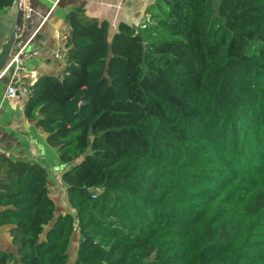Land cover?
Instances as JSON below:
<instances>
[{
    "label": "trees",
    "instance_id": "trees-1",
    "mask_svg": "<svg viewBox=\"0 0 264 264\" xmlns=\"http://www.w3.org/2000/svg\"><path fill=\"white\" fill-rule=\"evenodd\" d=\"M16 0H0V13ZM135 31L81 12L24 112L69 168L0 153V264H264V0H155ZM74 243V244H73Z\"/></svg>",
    "mask_w": 264,
    "mask_h": 264
},
{
    "label": "crops",
    "instance_id": "crops-1",
    "mask_svg": "<svg viewBox=\"0 0 264 264\" xmlns=\"http://www.w3.org/2000/svg\"><path fill=\"white\" fill-rule=\"evenodd\" d=\"M155 0H24L25 17L18 28L17 39L5 67L0 72V153L7 157L37 163L48 175V190L56 204L63 205L60 213L72 212L66 203L62 174L69 167L59 160L58 151L46 140V134L36 123L25 117L28 98L8 99L9 85H35L41 76H60L65 69L70 27L68 13L81 12L85 19L93 18L110 25L111 36L124 24L135 31L146 26L147 9ZM17 28V2L0 13V57ZM37 52L38 56L24 60L22 69L10 66L18 52ZM62 51V58L55 57ZM0 246L12 249L7 228H0Z\"/></svg>",
    "mask_w": 264,
    "mask_h": 264
},
{
    "label": "built area",
    "instance_id": "built-area-1",
    "mask_svg": "<svg viewBox=\"0 0 264 264\" xmlns=\"http://www.w3.org/2000/svg\"><path fill=\"white\" fill-rule=\"evenodd\" d=\"M15 2H17V0ZM142 28H145V25L142 26ZM62 54H63L62 51L58 50L55 53V57L57 59H61L63 57ZM36 56H38L37 52L25 53L23 49H21L18 52V54L13 57L9 65L15 66L16 69H22L24 68V65H25L24 60L32 58V57H36ZM32 88H33V85L26 86L25 84L21 82L9 85L6 89V97L8 99H14L16 97L28 98L32 93V90H33Z\"/></svg>",
    "mask_w": 264,
    "mask_h": 264
},
{
    "label": "water",
    "instance_id": "water-1",
    "mask_svg": "<svg viewBox=\"0 0 264 264\" xmlns=\"http://www.w3.org/2000/svg\"><path fill=\"white\" fill-rule=\"evenodd\" d=\"M24 17H25L24 0H17V28L14 30L5 51L3 52L2 56L0 57V72L5 67L7 60L9 59V57L11 55L12 49H13L17 39L20 36L18 28L22 25Z\"/></svg>",
    "mask_w": 264,
    "mask_h": 264
},
{
    "label": "rangeland",
    "instance_id": "rangeland-1",
    "mask_svg": "<svg viewBox=\"0 0 264 264\" xmlns=\"http://www.w3.org/2000/svg\"><path fill=\"white\" fill-rule=\"evenodd\" d=\"M63 205H61V204H57V208H58V210L59 211H61L63 208ZM76 242V244H77V241H74V243ZM73 243V244H74ZM76 244H74V248H75V251H76V249H77V247H75V245ZM74 248L72 247L71 248V250H70V260H69V262H68V264H73V261H74V257H75V251H74ZM6 250V249H5Z\"/></svg>",
    "mask_w": 264,
    "mask_h": 264
}]
</instances>
